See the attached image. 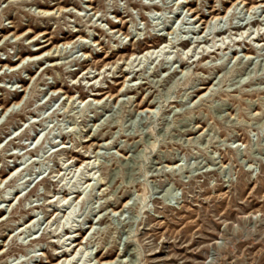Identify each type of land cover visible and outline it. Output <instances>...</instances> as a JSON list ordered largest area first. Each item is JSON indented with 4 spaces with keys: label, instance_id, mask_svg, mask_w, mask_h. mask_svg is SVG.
<instances>
[{
    "label": "rangeland",
    "instance_id": "374dc122",
    "mask_svg": "<svg viewBox=\"0 0 264 264\" xmlns=\"http://www.w3.org/2000/svg\"><path fill=\"white\" fill-rule=\"evenodd\" d=\"M190 1L0 0V264H264V0Z\"/></svg>",
    "mask_w": 264,
    "mask_h": 264
},
{
    "label": "bare ground",
    "instance_id": "6f19581e",
    "mask_svg": "<svg viewBox=\"0 0 264 264\" xmlns=\"http://www.w3.org/2000/svg\"><path fill=\"white\" fill-rule=\"evenodd\" d=\"M88 1H92V0H88ZM183 3H188L187 4V6H186V8H188V11H190L191 13H195L194 12V10L193 9H191L189 6V4L190 3H192L190 0H183ZM89 7L93 10L94 9V7H93V5L92 4H90L89 5ZM263 8L264 7V3H260V4H255V5H252L251 7H249L248 8V11H250L251 13H254V14H257L258 13V9L259 8ZM230 9H232L231 7H230ZM66 11H68V8L67 9H60V8H56V9H40L38 12L39 13H41V14H43V15H45V16H49V15H54V14H59V15H61V12H66ZM229 11V10H228ZM263 12H264V10H262ZM212 13V12H211ZM253 14V15H254ZM226 16H227V14H225V15H222L220 12H218V13H216V14H213L212 15V17H211V19L210 20H208L207 22H206V20L204 19V18H201V20H200V22H202V24H205L206 23V25H205V27H203V29L199 32V34H203L204 35V33L207 31V30H213V31H216V29L214 30V28H213V26H216V25H220L222 22H223V20L226 18ZM195 19H197L198 17H194ZM194 19V20H195ZM252 19V18H251ZM219 22V24H216L215 23V25H213L212 23L213 22ZM249 21V20H248ZM258 21H259V19H258ZM261 21V20H260ZM247 22V21H246ZM245 22V23H246ZM253 22V21H252ZM252 22H249V23H252ZM244 23V22H243ZM242 23V24H243ZM249 23H247V24H245L244 26L241 24V25H238V26H234L233 28L234 29H236V30H238L239 32L241 31L242 32V35L244 34V32H245V30H246V28H247V26L249 25ZM254 23V22H253ZM237 25V24H236ZM231 26V25H230ZM218 27H220V26H218ZM223 27V26H222ZM115 29V28H114ZM221 29V28H220ZM224 29V28H223ZM228 29V28H227ZM230 29V28H229ZM222 30V29H221ZM261 30V29H260ZM212 31V32H213ZM208 32V31H207ZM206 32V33H207ZM236 32V31H235ZM173 32H168V34H172ZM194 33H196V31L194 30ZM209 33V32H208ZM219 35H221V34H226V31H218L217 32ZM43 34V33H42ZM214 34V33H213ZM262 34V33H261ZM211 35V34H210ZM251 35V34H250ZM127 36H129V35H126V37ZM205 36H206V34H205ZM205 36H202V35H199V36H194V37H196L197 39H196V41L194 40V38H191L190 40H194V42L192 41L191 43H202V39H203V37H205ZM19 37V36H18ZM38 37V36H37ZM223 37V36H222ZM17 38V37H16ZM15 38V39H16ZM80 39L82 38V36H80L79 37ZM202 38V39H201ZM243 38V37H242ZM247 38V37H246ZM259 38V37H258ZM32 40H36V38L34 39H32ZM86 39H82V41L84 42ZM190 40H188V41H190ZM45 41H48V40H45ZM233 41V40H232ZM77 42V41H76ZM76 42H74V43H76ZM183 42V41H182ZM206 42V41H205ZM208 42V41H207ZM224 42V41H223ZM226 42V41H225ZM225 42H224V44H225ZM241 42L242 41H239L238 40V44H241ZM170 43H172V41L170 40ZM190 43V42H189ZM190 43V44H191ZM197 43V44H198ZM247 43V42H246ZM71 44V42H65V43H63L62 44V46H66V48L68 47V45H70ZM184 45H186L187 44V41H184V43H183ZM198 44V45H199ZM49 45H51V44H49V42H47L46 44H44V45H39L36 49L38 50V51H40V50H44L46 47H48ZM161 45H163L164 47L163 48H166V47H168L169 46V44H168V41H164L163 43H161V44H159V45H156L155 47H152V48H149V49H146L144 52H141L140 54H144V56L145 57H147V58H152L153 56H154V53L156 52V50L161 46ZM229 45V44H228ZM217 46V45H216ZM216 46H214L215 48H216ZM223 46V45H222ZM226 46V45H225ZM232 46V45H231ZM83 47L86 49L87 48V45H86V43H83ZM189 47V46H188ZM211 47V46H210ZM214 47H211V49H209V53L210 54H213V53H216V52H218V51H221V50H223V52L224 51H226V50H228V46H226V47H219V48H217V49H215V50H213V48ZM223 48V49H222ZM54 49V50H53ZM53 49H49L48 51H41V52H38V53H35V54H32V55H30V57H32L31 59H33V60H38V59H40L41 57H42V55H44L46 52H48V56H50V57H55L56 55H54V52H56V51H58L57 49H58V46H55ZM254 50V48L253 47H251V48H247V51H246V55H248L250 52H252ZM206 51H208V48H205L202 52L203 53H205ZM59 52V51H58ZM235 51H234V55H235ZM209 54L207 53V54H205L204 56H208ZM87 56V55H86ZM133 56H135V54H132V58H133ZM158 56V55H157ZM194 56V55H193ZM204 56H202L203 58H204ZM246 57V56H245ZM136 58V57H135ZM138 58V57H137ZM136 58V59H137ZM205 59V58H204ZM184 61V60H183ZM199 61V60H198ZM22 62H24V60L22 61ZM134 62V61H133ZM177 62V61H176ZM129 63V62H128ZM57 61H54L53 63H52V65L53 66H57ZM184 64H187V62H182V64H181V67L184 65ZM12 65V64H11ZM128 66H130V64H128ZM18 67V66H17ZM125 70H127V69H125ZM135 72V70H132L131 71V69H129L128 70V73H127V75H126V78H125V80H124V82H123V86L121 87V89L119 90V92L117 93V94H113V95H109L108 94V97H112V98H114V99H118L119 97H121V96H125L126 94H127V92L128 91H130V86L128 85L126 88H125V83H126V81H127V78H128V81L129 82H132V81H134V79L136 78V76H137V74H138V72H136V74L135 75H132L131 76V74H133ZM88 73V72H87ZM100 74V73H99ZM120 76H123V75H120ZM129 77L131 78L132 77V79H129ZM93 78H96V75L93 77ZM117 83H120V81H118ZM208 88V86L207 87H205L204 86V83H203V85L200 87V88H197L194 92L195 93H197V95H199V99L200 100H202V99H204V97H206V94H208L209 92H211V91H213V89H212V86H210V88L208 89V91L207 92H205V93H200V91H201V89H207ZM25 91V90H24ZM61 91V90H60ZM107 94L108 92H105V91H97V92H94V93H92L91 95L92 96H94V98L92 99V101H95L97 104L98 103H101V101H103L104 100V98L103 99H101V98H98L97 96H102V95H104V94ZM25 98V97H24ZM51 100V99H50ZM120 100V99H119ZM68 101H74V99H73V97H69L68 96ZM89 101H91V99L89 100ZM16 104V103H15ZM16 106H19V103L16 105ZM137 106H138V108H141L142 106H143V103L141 102V103H138L137 104ZM149 108H150V106H148V107H146V109H144V110H142L141 112H153L152 110H149ZM3 110V109H2ZM13 111H14V109H13ZM8 112H10V109H7L6 110V113H8ZM85 141V140H84ZM103 144H105V143H103ZM102 144V145H103ZM107 145V144H106ZM99 147H101V144H100V146ZM97 153H99V151H97ZM90 157V156H89ZM78 159V158H77ZM77 159H75V162L77 161ZM76 164V163H75ZM90 164V161H88V160H86V161H83L80 165H77V168L78 169H80L81 170V167L83 166V165H89ZM173 167V166H172ZM18 168V167H17ZM19 170V169H18ZM17 170V171H18ZM90 177V176H89ZM4 178V177H3ZM93 179V177L92 178H89L87 181H86V183H88L89 185L91 184L90 183V181ZM75 190V189H74ZM78 190V189H77ZM74 191V192H72V193H78V195H74L76 198H80L81 196H82V192H80V190H78V191ZM66 192H68V189H65L64 190V193H66ZM68 196L69 195H64V200H67L68 199ZM129 205V201L127 202V203H125L124 204V208L125 207H127ZM32 221H34V219H31V221L30 222H32ZM28 225V224H27ZM67 234H69L68 232H67ZM76 236H78V234L77 233H75L73 236H69V239L71 238V237H76ZM83 241H81L80 243H76V241H74V244H75V248L72 250V251H70V252H67V250H64L63 252V254L65 255V256H63L62 257V264H64V262H66V261H69L68 259L70 258V257H72V256H75V255H73V253L75 254V253H77L76 252V250H77V247H80L81 248V246L83 245ZM97 261H98V264H107L108 263V261H99L98 259H97ZM208 263V262H207ZM39 264H42V261L39 263ZM54 264H61V261H58L57 263H54ZM110 264H111V262H110Z\"/></svg>",
    "mask_w": 264,
    "mask_h": 264
}]
</instances>
